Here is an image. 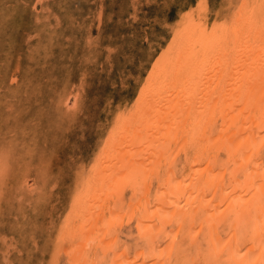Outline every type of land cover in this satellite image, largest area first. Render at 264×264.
<instances>
[{"label":"bare ground","instance_id":"1","mask_svg":"<svg viewBox=\"0 0 264 264\" xmlns=\"http://www.w3.org/2000/svg\"><path fill=\"white\" fill-rule=\"evenodd\" d=\"M241 3L230 19L186 14L152 61L70 206L91 224L71 264L94 247L104 264H264V0ZM129 188L141 199L125 207ZM128 214L136 238L121 244L111 232Z\"/></svg>","mask_w":264,"mask_h":264},{"label":"rangeland","instance_id":"2","mask_svg":"<svg viewBox=\"0 0 264 264\" xmlns=\"http://www.w3.org/2000/svg\"><path fill=\"white\" fill-rule=\"evenodd\" d=\"M241 2L0 0V177L8 178L0 179V264H71L70 253L86 241L85 213L69 214L80 184L116 117L133 109L152 61L187 15L205 6L211 16L230 19ZM137 51L143 58L130 56ZM124 199L127 207L141 193L129 188ZM116 221L112 235L132 243L137 217ZM88 255L90 264L106 262L97 247Z\"/></svg>","mask_w":264,"mask_h":264},{"label":"snow or ice","instance_id":"3","mask_svg":"<svg viewBox=\"0 0 264 264\" xmlns=\"http://www.w3.org/2000/svg\"><path fill=\"white\" fill-rule=\"evenodd\" d=\"M144 49L147 50V45L145 44L144 46ZM145 53H142V52H130V56L135 59L137 56H139L140 58H143ZM0 179H3L5 182H7V175L5 174L4 176L0 177Z\"/></svg>","mask_w":264,"mask_h":264}]
</instances>
